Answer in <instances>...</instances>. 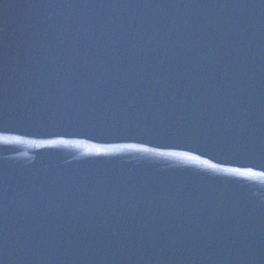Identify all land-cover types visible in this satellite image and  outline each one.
Returning <instances> with one entry per match:
<instances>
[{
  "label": "water",
  "instance_id": "water-1",
  "mask_svg": "<svg viewBox=\"0 0 264 264\" xmlns=\"http://www.w3.org/2000/svg\"><path fill=\"white\" fill-rule=\"evenodd\" d=\"M0 264H264V0H0Z\"/></svg>",
  "mask_w": 264,
  "mask_h": 264
},
{
  "label": "snow or ice",
  "instance_id": "snow-or-ice-1",
  "mask_svg": "<svg viewBox=\"0 0 264 264\" xmlns=\"http://www.w3.org/2000/svg\"><path fill=\"white\" fill-rule=\"evenodd\" d=\"M214 167V166H213Z\"/></svg>",
  "mask_w": 264,
  "mask_h": 264
}]
</instances>
